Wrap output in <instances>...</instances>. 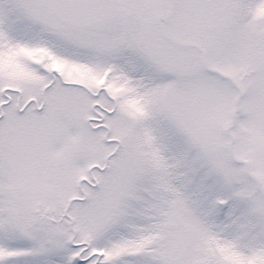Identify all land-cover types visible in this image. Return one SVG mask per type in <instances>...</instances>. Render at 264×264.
Returning <instances> with one entry per match:
<instances>
[{
  "label": "snow or ice",
  "instance_id": "snow-or-ice-1",
  "mask_svg": "<svg viewBox=\"0 0 264 264\" xmlns=\"http://www.w3.org/2000/svg\"><path fill=\"white\" fill-rule=\"evenodd\" d=\"M0 264H264V0H0Z\"/></svg>",
  "mask_w": 264,
  "mask_h": 264
}]
</instances>
